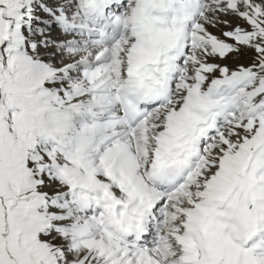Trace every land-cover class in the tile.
Wrapping results in <instances>:
<instances>
[{
  "label": "snow or ice",
  "instance_id": "snow-or-ice-1",
  "mask_svg": "<svg viewBox=\"0 0 264 264\" xmlns=\"http://www.w3.org/2000/svg\"><path fill=\"white\" fill-rule=\"evenodd\" d=\"M0 264H264V0H0Z\"/></svg>",
  "mask_w": 264,
  "mask_h": 264
}]
</instances>
